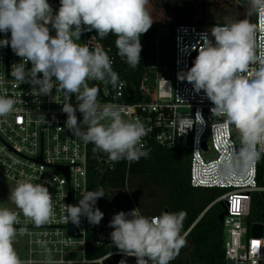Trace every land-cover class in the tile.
Here are the masks:
<instances>
[{
  "label": "clouds",
  "instance_id": "clouds-1",
  "mask_svg": "<svg viewBox=\"0 0 264 264\" xmlns=\"http://www.w3.org/2000/svg\"><path fill=\"white\" fill-rule=\"evenodd\" d=\"M148 4L149 0H60L54 11L48 0H0V34L5 36L0 47L10 46L21 58L10 72L17 86L31 85V94L37 97L51 95L54 88L61 92L67 129L107 154L113 163L150 158L151 149L142 143L150 129L139 118H125L124 107L98 103L99 89L90 87L88 81L107 80L115 90L120 87L119 75L105 51L90 50L87 44L76 41L93 30L101 39L112 34L118 54L131 68H137L141 36L153 24ZM243 6L246 18L212 26L210 36L207 32L203 35L192 66L178 73L180 80L191 84L196 93L203 92L211 102L212 117L223 118L222 126L238 131L242 147L238 155L229 153L225 158L229 170L250 165L264 155V45L257 44V26L248 19L253 12L264 16V0H243ZM50 29L55 30V36L50 35ZM16 102L0 95V118L13 113ZM196 120L204 123L200 112ZM32 179L18 180L9 192L8 199L19 213L0 207V264H33L21 260L14 248L17 236L27 232L26 227H17L21 225L20 213L25 223L36 227L54 218L47 181L34 183ZM104 195L103 188L81 193L77 204L65 206L64 222L79 226L84 217L98 226L104 213L96 204ZM186 217L184 210L163 211L153 217L142 215L139 208L119 211L108 224L113 229L111 243L124 256L135 257L136 264H170L187 244L186 234H182ZM37 244L44 249L40 264H73L72 260H54L46 241L38 240Z\"/></svg>",
  "mask_w": 264,
  "mask_h": 264
},
{
  "label": "built area",
  "instance_id": "built-area-1",
  "mask_svg": "<svg viewBox=\"0 0 264 264\" xmlns=\"http://www.w3.org/2000/svg\"><path fill=\"white\" fill-rule=\"evenodd\" d=\"M250 23L257 26V44L264 45V16L254 13ZM211 27H200L189 22L174 26L170 72L172 78H160L154 96L148 95L142 84V94L150 99L129 102L128 85L122 78H119L120 87L115 90L107 80H90L88 83L90 87L99 89L98 103L122 106L126 109L125 118H139L144 122L150 129L143 138L144 147L152 143L166 148L189 146L191 186L224 191L215 202H222L227 210L222 222L226 234V263L264 264V222L248 223L253 195L264 191V187L259 184V160L229 170L225 158L229 153L238 155L242 147L233 137L234 127L222 126L223 118L212 117L210 109L213 105L203 92L196 93L191 84L178 78V73L192 66L202 37L206 32L210 36L208 30ZM55 34V30L50 29V35ZM7 35L10 38V33ZM4 38V34H0V39ZM76 43L87 44L90 50L101 48L111 58L112 66L116 65V55L110 49L104 48L94 30L83 33ZM20 62L21 58L13 53L10 46L0 47V95H7L17 101L15 111L6 118H0V207L19 213V209L8 199L9 192L18 180L32 177L34 183L47 181L46 186L52 194L54 210L52 222L40 227L31 222L25 223V218L20 213L21 225L17 227L27 228V232L22 235L26 242L21 260L40 264L45 258L44 249L37 241L43 240L47 242V248L57 261L107 264L108 259L115 258L118 264L121 260L125 264H136L135 257L124 256L112 245L109 231L111 228L104 230L91 226L82 217L79 225L80 236L69 233L70 222H64L65 206L77 204L84 191L100 189L96 183L104 182L108 195L113 192L114 198L131 205L123 211L139 208L132 192L131 178L129 172H126L124 180L118 182L116 169L119 162L113 163L107 154L95 150L92 143L84 142L67 129V116L61 110V92H56L54 88L51 95L37 97L31 94V85L24 83L17 86L18 82L11 77L10 72L11 66ZM27 67H31L30 62ZM71 103L76 105L75 95L72 96ZM197 112L202 114L204 123L196 120ZM76 114L82 119L79 112ZM210 148L213 155H207ZM126 163L129 168L131 163ZM100 201H106V196L98 199L96 207ZM141 214L144 215L142 212ZM197 221L187 230L182 229L186 239ZM254 224L263 225L260 236L252 234L251 228ZM91 229L94 230L93 240L96 245L108 249L97 258L88 257L87 242ZM254 241H258L259 245L254 246Z\"/></svg>",
  "mask_w": 264,
  "mask_h": 264
},
{
  "label": "trees",
  "instance_id": "trees-1",
  "mask_svg": "<svg viewBox=\"0 0 264 264\" xmlns=\"http://www.w3.org/2000/svg\"><path fill=\"white\" fill-rule=\"evenodd\" d=\"M48 2L54 11L60 6V0H48ZM186 12L195 20H199L202 16V13L195 12L193 7H189ZM174 14L178 17L177 11ZM152 19L151 28L141 36V61L135 69L131 68L118 54L114 35L109 34L104 39L97 35L104 48L110 49L116 55L117 63L112 68L118 73L119 78L126 80L127 93L130 94L129 102L150 99L142 94V84L148 69L158 63L155 47L158 24L166 25L161 12L153 14ZM169 21L173 22L172 19ZM170 65L172 66V63ZM144 148L151 149L150 158H141L138 162L131 163L129 168L126 160L120 161L116 169L117 181H123L126 172H129L131 186L138 200L137 206L145 216L160 215L165 210L169 212L184 210L187 212V217L183 222L184 230L198 220L188 235L186 246L180 250L179 255L170 264H227L224 248L226 234L223 223L219 219L224 206L222 202H215L224 191L217 188L191 186L189 146L166 148L152 143ZM259 184L264 187V155L259 159ZM95 185L103 188L106 193V201H100L98 206L104 213L106 224L100 222L95 227L105 230L109 228L108 224L115 213L128 209L131 205L114 198L113 192L108 195L104 182ZM255 222H264V191L253 195L248 223ZM93 236L94 230L91 229L87 242L88 257L97 258L104 255L108 249L105 246L96 245ZM107 264H118V261L110 258Z\"/></svg>",
  "mask_w": 264,
  "mask_h": 264
},
{
  "label": "rangeland",
  "instance_id": "rangeland-1",
  "mask_svg": "<svg viewBox=\"0 0 264 264\" xmlns=\"http://www.w3.org/2000/svg\"><path fill=\"white\" fill-rule=\"evenodd\" d=\"M189 7H193L195 12L200 11L202 13L199 20H195L193 16H190L186 12ZM147 8L151 17L153 14L161 12L166 20L165 26L158 24L156 42L158 47L155 46L158 55V63L156 66L148 69L147 75L144 77L143 81V86L150 96H154L156 85L160 78H172L170 75V64L172 63L173 33L176 24L189 22L197 24L200 27H211L216 24H223L226 20L235 21L237 19L246 18V9L243 3L239 5L237 0H149ZM175 11H177L178 17L175 16ZM254 13L255 12L248 17L249 21L253 20ZM169 19H172L173 22L171 23ZM233 137L236 143L241 146V138L235 128L233 129ZM213 154L210 148L207 155ZM132 192L136 198V202H138L133 189ZM102 220L101 223L106 224V219L104 217ZM25 242V238L21 235H18L14 242V248L21 259L24 257Z\"/></svg>",
  "mask_w": 264,
  "mask_h": 264
},
{
  "label": "water",
  "instance_id": "water-1",
  "mask_svg": "<svg viewBox=\"0 0 264 264\" xmlns=\"http://www.w3.org/2000/svg\"><path fill=\"white\" fill-rule=\"evenodd\" d=\"M241 3H243V0H241ZM58 168L62 169L61 166H58ZM67 175H69V170H67ZM165 211H168V210H165ZM226 213H227V210L224 207V211L219 216V219H220L221 222H223V219H224V216H225ZM251 232H252L253 235L260 236L262 234V232H263V225L262 224H254L252 226V228H251ZM69 233L71 235L80 236L79 226H76V225H74L73 223L70 222ZM116 258L118 259V256H116Z\"/></svg>",
  "mask_w": 264,
  "mask_h": 264
},
{
  "label": "snow or ice",
  "instance_id": "snow-or-ice-1",
  "mask_svg": "<svg viewBox=\"0 0 264 264\" xmlns=\"http://www.w3.org/2000/svg\"><path fill=\"white\" fill-rule=\"evenodd\" d=\"M259 242L258 241H254V246H258Z\"/></svg>",
  "mask_w": 264,
  "mask_h": 264
},
{
  "label": "crops",
  "instance_id": "crops-1",
  "mask_svg": "<svg viewBox=\"0 0 264 264\" xmlns=\"http://www.w3.org/2000/svg\"><path fill=\"white\" fill-rule=\"evenodd\" d=\"M188 240V238L186 239V241Z\"/></svg>",
  "mask_w": 264,
  "mask_h": 264
}]
</instances>
